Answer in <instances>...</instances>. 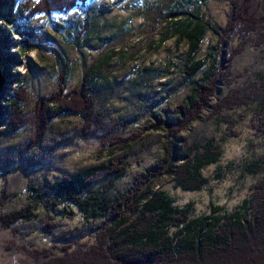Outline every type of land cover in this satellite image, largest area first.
<instances>
[{"label": "rangeland", "instance_id": "rangeland-1", "mask_svg": "<svg viewBox=\"0 0 264 264\" xmlns=\"http://www.w3.org/2000/svg\"><path fill=\"white\" fill-rule=\"evenodd\" d=\"M183 2L89 0L88 6H79L67 14L54 12L32 21L30 26L45 41L28 46L22 54L23 64L12 68L21 74L28 98L22 106L21 128L11 131L0 126V214L20 209L31 201L30 184L40 188L47 181L89 164L110 158L128 159L126 176L116 180L118 192L132 188L138 176L161 162L164 145L171 139L165 125L177 121L174 105L187 98L192 89L183 74L188 42L180 40L178 34L158 42L177 18L198 21L202 17L211 25L201 44L200 55L204 56L208 47L217 43L214 29L226 26L230 12V0L201 1L198 11L193 5L179 7ZM173 11L178 13L176 18H169ZM4 22L0 19V23ZM7 27L15 29L11 24ZM13 33L18 40L19 35ZM250 36L244 50L231 62V86H243L264 74V46L255 47V33ZM9 48L10 52L18 50L13 45ZM6 50L0 43V56ZM93 69L99 74L93 82L97 109L91 127L85 126L80 115L64 114L51 120L45 134L33 143L37 123L43 120L36 110L39 98L59 87L73 89L83 73ZM62 76L65 80L60 84ZM228 86L221 81L215 96L222 97ZM9 96V92L5 93L1 102ZM215 100L210 99L209 105ZM255 110L256 105L252 104L212 115L208 106L179 134L190 141L214 138L222 148L219 161L202 170L208 177L203 189L184 190L169 175L158 180L176 204L191 203L193 216L208 213L215 205H222V212L236 209L250 196L251 184L263 175L264 138L251 126ZM132 134L135 137L128 146L108 154L104 139ZM34 207L36 215L30 220L5 226L0 219V264H49L36 258L41 254L36 251L47 253L46 259H54L62 256L63 250L71 255L83 245L96 242L94 235L102 225L100 219L88 221L70 206L73 214L61 206L50 211L42 205Z\"/></svg>", "mask_w": 264, "mask_h": 264}, {"label": "trees", "instance_id": "trees-1", "mask_svg": "<svg viewBox=\"0 0 264 264\" xmlns=\"http://www.w3.org/2000/svg\"><path fill=\"white\" fill-rule=\"evenodd\" d=\"M184 1L178 4L179 7L193 5L198 11L199 3L204 0ZM88 2L0 0V19L5 20L0 23V43L7 49L0 56V126L5 125L11 131L22 126V106L28 98V88L22 82L21 74L12 68L23 64L22 54L28 46L45 41V37L30 26L32 21L54 12L67 14L79 6H88ZM261 3V0H230L228 23L214 29L217 43L209 46L204 56L200 55L201 44L211 28L206 20L202 17L198 21L190 17L177 18L167 27V34L158 44L177 34L180 40L188 42L183 74L192 91L174 105L177 121L165 125L171 139L164 145L161 162L138 176L132 188L115 191L116 180L126 176L130 162L121 157L110 158L65 173L40 188L30 184L28 190L32 200L20 209L0 214L6 226L21 219L30 220L36 215V204L48 211L61 206L73 214L70 206L77 208L88 221H102L94 235L96 242L83 245V249L79 248L71 255L68 250H63L62 256L54 259H46L47 253L42 255V251H36L41 253L35 255L36 258L49 264H264V172L251 184L250 196L236 209L222 212L223 206L215 205L208 213L197 216L190 212L191 203L176 204L158 183L159 179L169 175L182 189L194 191L203 189L208 182L202 170L219 161L221 145L214 138L201 142L179 137L208 106L212 108L210 114L218 115L255 104L251 126L264 138V74L240 87L231 86L229 81L231 62L244 50L252 33L256 36L255 47L264 46V4ZM6 8L7 12H4ZM177 14L173 11L169 18ZM9 24L14 26V31L7 29ZM13 32L19 35L18 40L13 38ZM236 39L238 43L235 44ZM12 45L18 50L8 51ZM98 74L94 69L86 71L73 89L59 87L49 96L39 98L36 110L43 120L37 123L33 143L45 134L51 120L64 114L80 115L85 126L91 127L97 109L93 82ZM61 79L60 84L65 80L63 76ZM221 81H226L229 86L227 92L217 98L216 88ZM7 92L10 96L2 103ZM212 98L216 100L209 105ZM134 137L135 134L104 139L108 154L112 155L118 147L125 148ZM102 172L104 178H100Z\"/></svg>", "mask_w": 264, "mask_h": 264}]
</instances>
